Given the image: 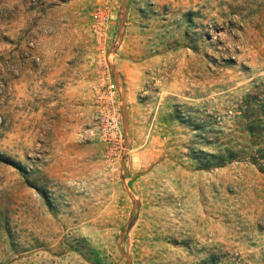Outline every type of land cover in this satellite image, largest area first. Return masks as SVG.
I'll return each mask as SVG.
<instances>
[{"label":"rangeland","instance_id":"obj_1","mask_svg":"<svg viewBox=\"0 0 264 264\" xmlns=\"http://www.w3.org/2000/svg\"><path fill=\"white\" fill-rule=\"evenodd\" d=\"M0 264H264V0H0Z\"/></svg>","mask_w":264,"mask_h":264},{"label":"built area","instance_id":"obj_2","mask_svg":"<svg viewBox=\"0 0 264 264\" xmlns=\"http://www.w3.org/2000/svg\"><path fill=\"white\" fill-rule=\"evenodd\" d=\"M93 19L96 23H103L106 18L101 13H94ZM99 33H96L98 35ZM111 90H106L100 93H96L95 100L97 103L105 102L108 103L105 106H101L99 110V117L101 119V125L106 135L111 137H119L120 131L117 126V119L114 111L110 108V102L112 99Z\"/></svg>","mask_w":264,"mask_h":264}]
</instances>
